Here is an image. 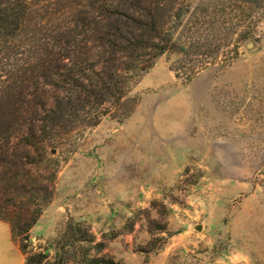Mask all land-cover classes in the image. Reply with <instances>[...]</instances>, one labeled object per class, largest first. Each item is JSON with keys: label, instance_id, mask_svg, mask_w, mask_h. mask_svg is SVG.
<instances>
[{"label": "rangeland", "instance_id": "374dc122", "mask_svg": "<svg viewBox=\"0 0 264 264\" xmlns=\"http://www.w3.org/2000/svg\"><path fill=\"white\" fill-rule=\"evenodd\" d=\"M28 1L18 27H0V132H15L11 145L29 133L35 143L17 149L18 158L0 157L1 211L8 209L0 211V264H24L11 219L28 221L37 203L31 239L52 254L74 221L122 264H264V23L228 63L222 44L198 74L189 58L167 52L120 104L110 96L97 104L38 69L69 64L59 55L64 46L82 67L118 59L87 32L92 21L98 36L105 31L102 5L117 7L122 21L114 25L140 34L132 18L150 23L154 15L176 38L230 0Z\"/></svg>", "mask_w": 264, "mask_h": 264}, {"label": "trees", "instance_id": "16d2710c", "mask_svg": "<svg viewBox=\"0 0 264 264\" xmlns=\"http://www.w3.org/2000/svg\"><path fill=\"white\" fill-rule=\"evenodd\" d=\"M29 5L28 0L1 1L0 27L7 28L6 30H8V26L18 27L31 9ZM102 8L106 11L103 13L106 14L105 31L98 36L96 28H94L95 23L92 21L87 32L97 36L96 38L91 37V39L102 43L100 46L106 55L116 53L118 59L105 56L100 64V69H96L93 63H90V66L86 63L87 66L82 67L70 60L72 58L63 54L67 50L64 46L61 47L59 55L67 59L69 64L66 61L62 64H54L53 67L41 64L38 69V74L41 73V76L47 77L45 73L48 74L46 82L59 86V82L62 81L66 85H70L69 93L80 94L82 92L84 98H92L97 104L104 103L107 96L120 104L133 81L140 73L150 68L152 59L167 52L179 53L189 58L192 65L191 74H198L208 65L215 64L218 59V50L222 45L228 46L224 53V62L228 63L239 56L240 43L256 37L259 24L264 23V0H230L220 13H215L206 19L191 21L183 34L175 38L174 30L159 26L154 15L151 16V12H148V15L151 16L150 23L132 18L137 24L135 25L137 30L141 31L140 34H136L129 29L113 24L122 21V19L118 16L117 7L111 1L102 5ZM237 28L241 29L237 31ZM142 32H149V35L158 41L153 43L144 41ZM203 41L205 42L203 43ZM69 44L70 42L66 43L67 46H72ZM104 45H107L109 50L105 49L106 46L103 48ZM145 49L154 51L149 55L135 54L136 51ZM116 61L119 63L117 64ZM172 69L178 71L179 67L173 66ZM52 74L57 75L60 81L49 78ZM57 108H60V104L51 107V113L56 114ZM13 134L15 132L12 130L0 132V157L10 154L18 158L17 149L35 147L32 133L20 134L19 141L11 145L10 140L14 136ZM4 142H7L6 145ZM1 159L0 162H4V159L2 161ZM18 166L21 170L24 169V163L18 164ZM4 179L5 177H0V184ZM37 204L38 208L29 212L28 221L11 219L12 235L19 240V250L25 257L24 264H122L103 254L107 246L106 242H97L89 226L74 221L69 222L65 232L55 242L54 254L50 248L35 247L30 230L37 222L41 211L40 203ZM5 205L7 206V199L2 200L0 195V211ZM7 210L6 208V211L1 212L7 214ZM0 218H7V216L1 217L0 215Z\"/></svg>", "mask_w": 264, "mask_h": 264}]
</instances>
